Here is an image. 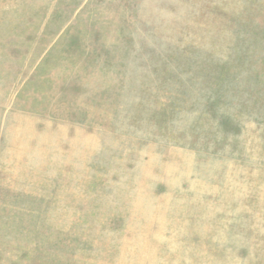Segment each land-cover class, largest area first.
<instances>
[{"label": "rangeland", "instance_id": "rangeland-1", "mask_svg": "<svg viewBox=\"0 0 264 264\" xmlns=\"http://www.w3.org/2000/svg\"><path fill=\"white\" fill-rule=\"evenodd\" d=\"M0 264H264V0H0Z\"/></svg>", "mask_w": 264, "mask_h": 264}]
</instances>
